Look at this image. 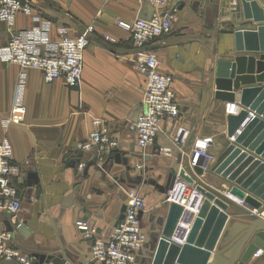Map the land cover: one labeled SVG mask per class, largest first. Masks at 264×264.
Wrapping results in <instances>:
<instances>
[{
  "label": "crops",
  "instance_id": "obj_1",
  "mask_svg": "<svg viewBox=\"0 0 264 264\" xmlns=\"http://www.w3.org/2000/svg\"><path fill=\"white\" fill-rule=\"evenodd\" d=\"M30 1L33 14L20 13L12 24L0 22V47L19 31L46 33L52 42L58 41L62 26L73 36L88 26L94 32L84 56L81 90L69 88L63 78L47 82L40 70H22L0 56V141H11L13 161L22 166L14 179L22 208L16 215L0 211V225L16 230L15 245L41 263L50 259L55 264H96L91 252L94 238H108L125 214L129 192L135 190L145 198L140 218L148 233L145 257L137 264H147L150 241L158 245L161 236L155 238L156 232L162 234L169 211L171 179L187 163L194 140L212 136L211 153L216 157L229 142L227 102L217 97L222 87L218 67L221 60L235 56L234 37L224 31L232 23L236 0H173L178 8L173 30L147 49L157 54L159 69L173 75L181 113L164 120L156 142L144 149L128 126L143 110L145 76L135 61L132 34L118 21L148 17L151 5L137 0ZM256 57L252 76L259 78L264 55ZM22 73L26 75L23 122L6 124ZM236 95L239 98L240 91ZM95 119L103 120L120 140L119 149L103 163L94 151L75 149L94 129ZM180 126L191 134L183 148L173 141ZM78 221L91 227L92 239L84 238ZM21 224L27 233L18 229ZM259 249L263 252L246 264H264V249ZM0 264L17 263L0 259Z\"/></svg>",
  "mask_w": 264,
  "mask_h": 264
},
{
  "label": "built area",
  "instance_id": "obj_2",
  "mask_svg": "<svg viewBox=\"0 0 264 264\" xmlns=\"http://www.w3.org/2000/svg\"><path fill=\"white\" fill-rule=\"evenodd\" d=\"M150 4L154 10L151 17H139L133 22L118 21V24L131 32L135 46V61L138 69L145 76L144 107L129 122V130L137 145L144 149L153 145L161 130L162 122L176 119L180 115V104L174 91V77L162 72L158 67V57L148 46L158 37L173 30L178 8L173 0H137ZM35 12L30 0H0V22L12 24L20 14L31 15ZM92 26L81 33L71 35L69 29H59L58 41L52 42L46 33L34 34L28 31L14 32L8 44L0 47L3 60L18 64L22 70L37 69L44 80L53 82L63 78L68 87L81 90L84 69V56L91 43ZM106 40L113 39L106 35ZM26 75L22 73L17 80L10 115L6 124H22L25 106ZM227 114H238L242 109L237 102L226 104ZM190 131L180 126L174 136V143L183 148L187 145ZM212 136L196 138L188 157V164L193 169L196 165L208 167L214 161L211 147ZM120 147V140L113 135L108 125L101 119L94 120V129L88 137L76 144L77 152L94 151L99 162H105ZM84 168L83 164L79 169ZM22 172V166L13 161V145L8 138L0 141V211L16 215L22 208V197L14 179ZM204 195L185 180L177 177L170 184L167 201L183 207L175 234L184 239L192 227L203 203ZM146 207L145 198L137 191L128 194V205L124 216L118 221L107 239L94 238L91 252L96 264H137L144 258L148 233L141 224V213ZM18 227V226H17ZM77 227L85 239H92L93 231L84 221H78ZM15 231L0 225V259L17 264H55L54 261L41 263L30 253L15 245ZM183 243V239L173 237ZM263 250L257 251V255Z\"/></svg>",
  "mask_w": 264,
  "mask_h": 264
},
{
  "label": "water",
  "instance_id": "obj_3",
  "mask_svg": "<svg viewBox=\"0 0 264 264\" xmlns=\"http://www.w3.org/2000/svg\"><path fill=\"white\" fill-rule=\"evenodd\" d=\"M232 7V23L224 32L234 37L235 56L219 62L223 78L235 71L255 74L256 55H264V0H236ZM148 8L150 18L154 8ZM238 91L239 98L231 87L218 88L217 97L242 108L227 114L229 142L222 152L206 168L199 164L192 169L187 161L171 179L195 186L204 199L183 243L173 238L183 207L169 204L152 264H246L264 249V83ZM206 174L229 186L224 191L212 187L201 178ZM18 229L27 233L22 224Z\"/></svg>",
  "mask_w": 264,
  "mask_h": 264
},
{
  "label": "rangeland",
  "instance_id": "obj_4",
  "mask_svg": "<svg viewBox=\"0 0 264 264\" xmlns=\"http://www.w3.org/2000/svg\"><path fill=\"white\" fill-rule=\"evenodd\" d=\"M224 60H229V58H225ZM220 67H218V71H219ZM242 74H238V72H234V76L231 74L230 76H225L224 78L222 77V75L219 74V84L221 86H227V87H231L233 88L234 90V93L236 94L238 92L239 89H241L243 86L247 85L246 83H253L255 84L256 82L258 83H262L263 81V78L262 77H259V78H255L253 77L252 80H249L247 78H244V77H241ZM237 96V95H236ZM227 103H230V102H227ZM203 180L211 185L212 187L218 189V190H221V191H224L227 189V187L225 186V182L221 179H219L218 177L212 175V174H206L205 177H203ZM170 188V187H169ZM168 196V195H167ZM166 203H169L167 201V198H166ZM161 230V228H160ZM161 236L160 234V231L156 232V236L155 238H159ZM152 240V239H151ZM150 244L152 245L151 246V251L149 252V257L146 259V263L147 264H152V260L154 258V255H155V252H156V248H157V245H153L154 242H151L150 241ZM154 252V254H153Z\"/></svg>",
  "mask_w": 264,
  "mask_h": 264
},
{
  "label": "bare ground",
  "instance_id": "obj_5",
  "mask_svg": "<svg viewBox=\"0 0 264 264\" xmlns=\"http://www.w3.org/2000/svg\"><path fill=\"white\" fill-rule=\"evenodd\" d=\"M260 67H262V69H261V75H259V76H261V77H263L264 76V62H261L260 61ZM246 64V63H245ZM249 74V73H248ZM241 77H244V78H247L248 80H250V79H253V76H252V74H250V75H247V76H242L241 75ZM236 200V199H235ZM182 215V214H181ZM177 227V226H176ZM176 230V229H175ZM174 234H175V232H174ZM175 238H178V239H182V236H180V235H177V234H175ZM177 240V239H176ZM178 241V240H177Z\"/></svg>",
  "mask_w": 264,
  "mask_h": 264
}]
</instances>
